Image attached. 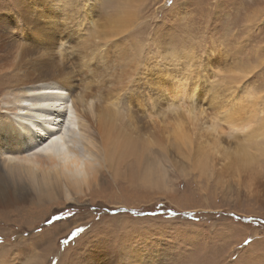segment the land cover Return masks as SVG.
<instances>
[{
  "label": "rangeland",
  "instance_id": "rangeland-1",
  "mask_svg": "<svg viewBox=\"0 0 264 264\" xmlns=\"http://www.w3.org/2000/svg\"><path fill=\"white\" fill-rule=\"evenodd\" d=\"M0 4L13 20L0 25V115L29 77L52 70L45 89L67 98L78 158L98 168L83 192H33L1 209L0 264H264V0ZM109 114L144 157L166 149L169 187L115 178L88 150V136L102 147ZM38 149L0 156L1 170L40 162ZM118 219L127 227L116 235L107 225Z\"/></svg>",
  "mask_w": 264,
  "mask_h": 264
},
{
  "label": "bare ground",
  "instance_id": "bare-ground-1",
  "mask_svg": "<svg viewBox=\"0 0 264 264\" xmlns=\"http://www.w3.org/2000/svg\"><path fill=\"white\" fill-rule=\"evenodd\" d=\"M0 7H2L1 4ZM0 25L8 29L13 25V20L10 16L1 13ZM44 36L48 35L44 34ZM5 37L6 33L0 31V42ZM53 79L55 77L52 70L49 69H41L34 73L28 78L26 83L30 84L23 87L24 91L21 88L22 96L19 95L15 98L14 105L13 102H9L11 103L9 108L4 107L5 111L0 115V122L2 121L4 124H0V134L3 132L5 135L3 130L6 129L11 132L12 138H7L9 141L3 144L1 143L3 138L0 137V156L8 152L13 154L24 152L21 149L26 148L37 151L36 149L41 147L36 154H40L42 159L35 163L22 156L20 162H23L24 165L5 164V172L3 169L1 170L0 166V210L22 205V201L27 200L33 192L39 194L40 201L47 195L52 196L57 193V196H62L64 190L65 193H69L72 189L75 193L83 192L84 189L91 187L96 178L98 168L95 161L85 160L84 163H81L78 158L80 151L76 146L79 142L82 143V139H80L82 134L76 131L75 114L67 98L60 91L49 93L45 89V86L51 83L48 81ZM38 85L42 88L41 90L38 89ZM28 87L29 90H27ZM178 89L180 96L177 98H184L187 91L185 86H179ZM114 115L109 114L103 127L102 147H98L89 136L87 139L84 138L88 141L86 145L88 150L97 156L101 165H106L108 170L114 172L115 178H125L133 183L140 181L156 189L169 187L171 178L165 169L164 162L160 160L161 156L168 159L166 149L161 146L157 151H153L150 149V144L148 146L142 143V149H150L147 158L144 157L141 155L140 142L137 139L128 136L125 132L115 131ZM22 118L29 123L20 124ZM31 120H35L37 124H43L44 128L31 124ZM59 125L62 127H58ZM29 128L31 131L28 130ZM45 128L58 133V136L49 137ZM175 132L177 141L189 142L191 140V136L182 126H177ZM36 134L39 135V139ZM68 141L73 144V151L67 150ZM214 143L217 144V140ZM13 148L17 150L11 151ZM198 163L203 162L199 161ZM178 264H187V262L181 263L180 261Z\"/></svg>",
  "mask_w": 264,
  "mask_h": 264
},
{
  "label": "snow or ice",
  "instance_id": "snow-or-ice-1",
  "mask_svg": "<svg viewBox=\"0 0 264 264\" xmlns=\"http://www.w3.org/2000/svg\"><path fill=\"white\" fill-rule=\"evenodd\" d=\"M194 2H195V0H194ZM238 55H243V53H239ZM251 86L252 85H249L248 87H251ZM19 123L22 124V125H26V124L29 123V121L24 120L22 118ZM30 123L35 125V126H37V127L44 128L43 124H37L35 120H31ZM58 127H62V125H59ZM28 130L31 131V128H29ZM45 131L48 132V136L49 137L58 136V133H54V132L48 131L47 128H45ZM33 135H35V133H33ZM52 142H55V141H52ZM107 227L110 229V231L113 234L118 235L119 233H121L122 231H124L126 229L127 223H126V221H124L122 219H118V220L112 221L110 224L107 225ZM46 239H47V237L41 236V237H38V238H36V239L31 241V245H32V253L31 254L33 256H34V250L36 248H40L43 245V243L46 242Z\"/></svg>",
  "mask_w": 264,
  "mask_h": 264
}]
</instances>
